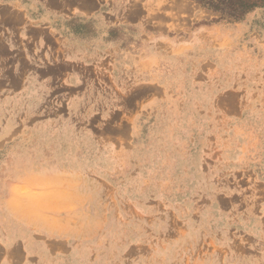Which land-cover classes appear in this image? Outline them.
<instances>
[{"label":"rangeland","instance_id":"374dc122","mask_svg":"<svg viewBox=\"0 0 264 264\" xmlns=\"http://www.w3.org/2000/svg\"><path fill=\"white\" fill-rule=\"evenodd\" d=\"M36 2L0 12V263L264 264V6L126 0L106 38L139 63H84L71 91L40 75Z\"/></svg>","mask_w":264,"mask_h":264},{"label":"crops","instance_id":"0c3cea01","mask_svg":"<svg viewBox=\"0 0 264 264\" xmlns=\"http://www.w3.org/2000/svg\"><path fill=\"white\" fill-rule=\"evenodd\" d=\"M36 1L38 3L43 2L45 9L42 25L38 29L46 31L47 34H53L56 38L54 49L52 47L49 52L46 50L48 46L45 43L43 49L35 56V60L38 59L44 63L43 66H40V75L48 74L45 72L50 67L48 62L52 63L53 61V67L61 66L60 72L61 74L64 73L62 80H64L68 90H74L80 83L85 85L84 78L80 76V69L84 63H86L87 68L95 65L97 67L109 65L110 68L113 66L116 68L126 65L128 62L139 63L138 58L143 56V53L142 56L130 55L128 48L122 49L121 46L112 44L106 38L111 29V24H106V21L110 18L122 20L125 17L127 13L126 0H0V12H15L16 8H20V4L25 2H31V6L28 5V7H33L36 6ZM93 21H96L93 23L94 37L90 40H84L80 36L78 28L84 23ZM51 24H56L55 30L52 29ZM117 28L122 29L120 26ZM24 30L27 29L24 28ZM15 33V29L8 25L7 29H4V35L2 34L3 38L0 44L3 47V52L8 51V59L13 58L16 53ZM251 37L252 35L249 36V41L252 44L256 43L257 39ZM11 47L14 48L12 51H10ZM167 57L170 59V56ZM145 58L160 61L158 53L151 56L146 53ZM0 66V72H4V67L1 64ZM11 71L13 72L12 76H10L9 70L7 74L0 75V85L10 82L14 85L15 72L14 70ZM47 80L49 81V79ZM88 92L86 87L82 93L85 98L88 97ZM10 253L11 251L5 252L4 259L8 261H3L0 264H11L9 261Z\"/></svg>","mask_w":264,"mask_h":264},{"label":"trees","instance_id":"16d2710c","mask_svg":"<svg viewBox=\"0 0 264 264\" xmlns=\"http://www.w3.org/2000/svg\"><path fill=\"white\" fill-rule=\"evenodd\" d=\"M199 6L219 14L221 19L240 20L257 6H264V0H192Z\"/></svg>","mask_w":264,"mask_h":264}]
</instances>
